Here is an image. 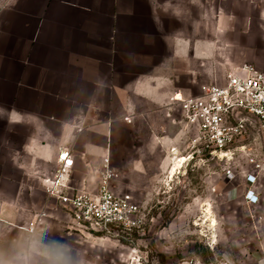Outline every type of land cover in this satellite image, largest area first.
I'll return each instance as SVG.
<instances>
[{
    "label": "crops",
    "instance_id": "crops-1",
    "mask_svg": "<svg viewBox=\"0 0 264 264\" xmlns=\"http://www.w3.org/2000/svg\"><path fill=\"white\" fill-rule=\"evenodd\" d=\"M251 14L263 27L264 0H0V225L27 207L46 212L44 229L71 222L44 190L62 151L81 191L97 192L105 158L116 193L138 190L151 143L158 166L169 154L175 173L183 130L172 96L198 94L241 65L215 58L214 33L245 31Z\"/></svg>",
    "mask_w": 264,
    "mask_h": 264
},
{
    "label": "rangeland",
    "instance_id": "rangeland-1",
    "mask_svg": "<svg viewBox=\"0 0 264 264\" xmlns=\"http://www.w3.org/2000/svg\"><path fill=\"white\" fill-rule=\"evenodd\" d=\"M230 11L236 23L237 9ZM222 16L225 15H214L215 21ZM250 17L252 22L245 31L231 30L226 37L214 33L215 58L237 64L252 63L264 70V26L254 20V14ZM216 60L215 66L218 65ZM212 82L222 84L226 79ZM191 137L194 133L182 131L180 150H177L182 153L180 168L175 173L171 155L167 154L165 164L162 162L159 167L156 159L160 147L156 143L149 144L151 155L156 158L150 160L149 174L134 176L139 189L129 191L142 204L147 221L129 240L119 241L82 230L66 220L54 226L50 222L47 230L44 229L47 219L38 220L42 211L34 215L27 207L22 208L21 216L16 215L17 222L0 225V255L11 257L18 241L47 232L69 242L75 264H264V166L258 172L256 184L251 185L246 179V172L252 171L247 154L255 153L259 159L264 156L260 132L254 128L246 136V151L224 158L199 155L197 147L190 145ZM196 150L194 158L182 157ZM229 167L234 175L226 174ZM121 173L120 186L124 188L132 177L131 170L124 168ZM257 186L259 191L255 189ZM10 187L7 185L5 193L12 198ZM251 188L260 197L255 206L245 202L246 192ZM123 191H127L126 187ZM62 213L69 214L68 209L63 208ZM35 221L38 222L32 228L31 223Z\"/></svg>",
    "mask_w": 264,
    "mask_h": 264
},
{
    "label": "built area",
    "instance_id": "built-area-1",
    "mask_svg": "<svg viewBox=\"0 0 264 264\" xmlns=\"http://www.w3.org/2000/svg\"><path fill=\"white\" fill-rule=\"evenodd\" d=\"M171 109L179 112L182 130L194 133L190 145L197 147L199 155L224 158L237 151H246L244 140L254 128L264 141V70L252 63L238 65L228 72L223 84L205 83L198 94L175 92ZM195 153L197 150L182 157L194 158ZM246 158L252 167V171L246 172V179L254 185L258 181V172L263 169L264 156L259 159L251 152ZM59 162L56 174L44 180V190L48 197L57 198L68 209L72 223L82 230L119 241L129 240V236L144 227L147 215L142 204L131 192L118 194L113 190L116 171L109 158H105L101 169L97 192L71 189L69 177L73 159L69 151L60 153ZM226 174L234 175L233 169L227 168ZM245 197L253 204L259 201L252 188ZM45 216L42 211L38 220ZM37 222L31 223L32 228Z\"/></svg>",
    "mask_w": 264,
    "mask_h": 264
},
{
    "label": "clouds",
    "instance_id": "clouds-1",
    "mask_svg": "<svg viewBox=\"0 0 264 264\" xmlns=\"http://www.w3.org/2000/svg\"><path fill=\"white\" fill-rule=\"evenodd\" d=\"M0 264H75L69 242L41 232L27 241H18L11 257L0 255Z\"/></svg>",
    "mask_w": 264,
    "mask_h": 264
},
{
    "label": "bare ground",
    "instance_id": "bare-ground-1",
    "mask_svg": "<svg viewBox=\"0 0 264 264\" xmlns=\"http://www.w3.org/2000/svg\"><path fill=\"white\" fill-rule=\"evenodd\" d=\"M184 157H186V156H184ZM182 158V157H181ZM188 158V157H187Z\"/></svg>",
    "mask_w": 264,
    "mask_h": 264
},
{
    "label": "snow or ice",
    "instance_id": "snow-or-ice-1",
    "mask_svg": "<svg viewBox=\"0 0 264 264\" xmlns=\"http://www.w3.org/2000/svg\"><path fill=\"white\" fill-rule=\"evenodd\" d=\"M72 163V162H71Z\"/></svg>",
    "mask_w": 264,
    "mask_h": 264
}]
</instances>
